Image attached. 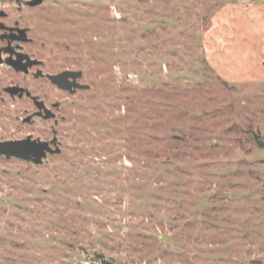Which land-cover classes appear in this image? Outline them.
I'll list each match as a JSON object with an SVG mask.
<instances>
[{
  "label": "rangeland",
  "instance_id": "rangeland-1",
  "mask_svg": "<svg viewBox=\"0 0 264 264\" xmlns=\"http://www.w3.org/2000/svg\"><path fill=\"white\" fill-rule=\"evenodd\" d=\"M0 0L70 96L0 65V264H264V0ZM31 136V137H32ZM54 147L53 149H55Z\"/></svg>",
  "mask_w": 264,
  "mask_h": 264
},
{
  "label": "flooded vegetation",
  "instance_id": "flooded-vegetation-1",
  "mask_svg": "<svg viewBox=\"0 0 264 264\" xmlns=\"http://www.w3.org/2000/svg\"><path fill=\"white\" fill-rule=\"evenodd\" d=\"M29 32L30 29L28 27L20 26L18 21H14V23H11L8 15L4 11H0V60L3 61V63H0L1 66H6L17 71L12 66V64L10 65V63H15V65L22 67V69L26 68V71L21 70L17 72H23L26 75H32L38 79L45 80L52 86H54L58 91L70 96H76L80 92L90 90L91 86L90 88L84 87L85 85L89 84L86 80V73L82 69L67 67L55 72L44 71V61L37 59L36 57L26 52L25 45L33 42L32 39L28 36ZM26 55H28L29 57H27ZM63 73L66 74V81L63 82L64 87H66L65 89L61 88L62 86L60 87L58 84L53 83L51 79L47 76L49 74L55 75ZM24 95H26L29 99L33 101L37 109L33 111L32 114L25 117L23 119V122L27 125L34 126L36 124L37 118L42 119L44 121H50L51 130L53 132V136L50 139H41L39 136L33 137L32 134L28 136H32V141L37 140L50 142V147L53 149L57 146L58 143V139L55 142L54 139L57 138L58 133L55 127L58 126L61 118V116L59 117L58 115L59 110L61 108L60 104L52 103L51 106H49L44 102L43 99L38 98L39 100L44 102V107L38 108L36 101L33 99V97L37 95H27L26 93H24ZM47 109H49L50 111H47ZM48 115L54 116L46 118ZM28 117L29 119L26 121ZM22 139L25 138H21L19 140Z\"/></svg>",
  "mask_w": 264,
  "mask_h": 264
},
{
  "label": "water",
  "instance_id": "water-1",
  "mask_svg": "<svg viewBox=\"0 0 264 264\" xmlns=\"http://www.w3.org/2000/svg\"><path fill=\"white\" fill-rule=\"evenodd\" d=\"M44 0H32L29 4L30 5H38ZM29 57L28 55H26ZM39 62V61H38ZM0 63H3L2 60H0ZM17 70L21 71L25 69H22V67L15 65V63H10V65ZM68 73V72H67ZM66 74H49L47 75L51 81L55 84H58L61 88L64 87V81H66ZM85 88H90V85H85ZM6 90L11 94L12 97L18 95L19 97H22L24 93L27 95H30V91H28L24 87L20 86H10L7 87ZM39 97L34 96L33 99L36 101V104L38 105V108L44 107V102L38 99ZM47 111H50L47 109ZM50 116L54 115H48L46 118H49ZM30 117V116H29ZM29 117L26 119V121L29 119ZM57 141V138L54 139V142ZM61 149L59 145L56 146L55 149H52L50 147V142L48 141H37V140H31V136H28L25 139L22 140H7L2 141L0 139V155H4L6 158L16 157L21 158L23 160L27 161H33L37 165H41L44 162V159L47 158L48 153H60Z\"/></svg>",
  "mask_w": 264,
  "mask_h": 264
},
{
  "label": "trees",
  "instance_id": "trees-1",
  "mask_svg": "<svg viewBox=\"0 0 264 264\" xmlns=\"http://www.w3.org/2000/svg\"><path fill=\"white\" fill-rule=\"evenodd\" d=\"M260 144H261V147H264V142H260Z\"/></svg>",
  "mask_w": 264,
  "mask_h": 264
}]
</instances>
